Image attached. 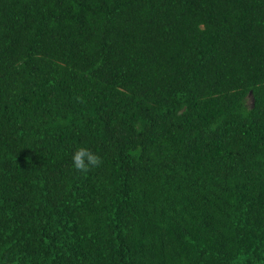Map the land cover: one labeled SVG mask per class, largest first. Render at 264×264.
<instances>
[{
	"label": "trees",
	"instance_id": "1",
	"mask_svg": "<svg viewBox=\"0 0 264 264\" xmlns=\"http://www.w3.org/2000/svg\"><path fill=\"white\" fill-rule=\"evenodd\" d=\"M0 264H264V0H0Z\"/></svg>",
	"mask_w": 264,
	"mask_h": 264
},
{
	"label": "clouds",
	"instance_id": "2",
	"mask_svg": "<svg viewBox=\"0 0 264 264\" xmlns=\"http://www.w3.org/2000/svg\"><path fill=\"white\" fill-rule=\"evenodd\" d=\"M71 159L73 168L83 175H87L102 163V158L97 153L83 146L74 150Z\"/></svg>",
	"mask_w": 264,
	"mask_h": 264
},
{
	"label": "water",
	"instance_id": "3",
	"mask_svg": "<svg viewBox=\"0 0 264 264\" xmlns=\"http://www.w3.org/2000/svg\"><path fill=\"white\" fill-rule=\"evenodd\" d=\"M250 95H251V93H250Z\"/></svg>",
	"mask_w": 264,
	"mask_h": 264
}]
</instances>
